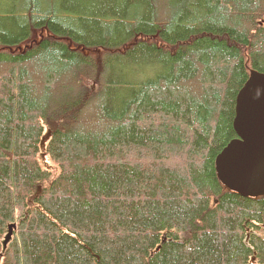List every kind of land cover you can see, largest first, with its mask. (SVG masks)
<instances>
[{"label": "trees", "instance_id": "16d2710c", "mask_svg": "<svg viewBox=\"0 0 264 264\" xmlns=\"http://www.w3.org/2000/svg\"><path fill=\"white\" fill-rule=\"evenodd\" d=\"M250 72L264 0H0V264H264L216 172Z\"/></svg>", "mask_w": 264, "mask_h": 264}, {"label": "water", "instance_id": "95a60500", "mask_svg": "<svg viewBox=\"0 0 264 264\" xmlns=\"http://www.w3.org/2000/svg\"><path fill=\"white\" fill-rule=\"evenodd\" d=\"M232 140L216 159L220 183L245 198L264 196V74L250 72L237 95ZM15 224L9 226L2 253L11 241Z\"/></svg>", "mask_w": 264, "mask_h": 264}, {"label": "rangeland", "instance_id": "374dc122", "mask_svg": "<svg viewBox=\"0 0 264 264\" xmlns=\"http://www.w3.org/2000/svg\"><path fill=\"white\" fill-rule=\"evenodd\" d=\"M40 36H41V35H40ZM137 38H139V37H137ZM137 38H136V39H137ZM23 48H24V47L22 46L20 49L22 50ZM81 50H83V49H81ZM83 51H84V50H83ZM83 51H82V52H83ZM90 51L93 52L94 55H92V54H90V53H87V54H89V56H91V58H92V60H93L94 62L99 61V60H100V57L103 56L104 54H106L105 52H100V51L97 53L96 50H90ZM41 82L43 83L44 80L42 79ZM62 82L65 83V81H62ZM60 85H62V84H60ZM90 85H91L92 90H94V89H93L94 83L91 82ZM40 86H41V85H40ZM92 105H93V108H94V103H93ZM86 112H87V113H85L84 116H83V114L81 115V117H80L81 119H82V118L85 119L86 117H87V118L90 117L91 112H92V108H90V110L87 109ZM88 112H89V113H88ZM81 119H80V120H81ZM81 121H82V120H81ZM236 138H237V136H236ZM233 140H234V139H233ZM231 141H232V140H231ZM231 141H230V142H231ZM223 149H224V148H223ZM42 157H43V156H42ZM47 160H48V159H47ZM43 165H44V166H49L48 163H47V161H44V162H43Z\"/></svg>", "mask_w": 264, "mask_h": 264}, {"label": "bare ground", "instance_id": "6f19581e", "mask_svg": "<svg viewBox=\"0 0 264 264\" xmlns=\"http://www.w3.org/2000/svg\"><path fill=\"white\" fill-rule=\"evenodd\" d=\"M244 86H245V84L243 85V87H244ZM243 87H242V88H243ZM242 88L240 89V91L242 90ZM240 91H239V92H240ZM234 120H235V116H234V119H233V121H234Z\"/></svg>", "mask_w": 264, "mask_h": 264}]
</instances>
